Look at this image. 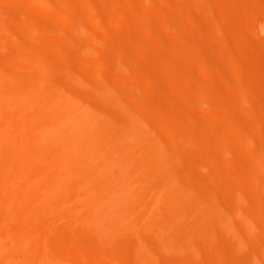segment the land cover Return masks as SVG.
Listing matches in <instances>:
<instances>
[{
    "label": "bare ground",
    "instance_id": "1",
    "mask_svg": "<svg viewBox=\"0 0 264 264\" xmlns=\"http://www.w3.org/2000/svg\"><path fill=\"white\" fill-rule=\"evenodd\" d=\"M19 1L29 7L30 14L31 6L34 4L46 7L51 2L56 6L58 13L65 10L67 12L65 17L61 18L65 11L59 17L66 27L59 28L58 32L62 34L77 33V35L82 33L88 39L90 38L91 45L90 43L86 45V40L85 44L83 42L80 43L81 45L79 44L81 48L78 46L81 53H85L84 55L94 52L97 47L106 49V34L116 35L122 41L123 48L136 52L134 56L130 55L133 56V59L129 63H135L145 69L140 73L144 80H150L153 76L152 71H148L146 67L151 65L153 67L166 66L168 70L165 73L158 72L159 78H163L161 79L163 81L165 79L166 82L169 81V85L174 86L179 96L186 92L197 99V102H200L203 112L201 114L204 119L202 120L200 115V124L209 133H213L217 128L227 132L229 137L234 140L235 148L239 149L240 146L242 150H239L243 151L242 154L246 153L254 165L256 164L255 169L251 168L253 172L249 167V170L247 167L236 169L246 171L247 174L251 172L252 179L261 180L264 183V149H262L264 145H260V142L256 144L262 146L261 151L263 152L259 151L260 149L258 151L251 150V147H255L254 139L258 142L255 137H260V141L264 137V127L260 126L264 123L262 121L264 118V38L258 36L259 31L264 27V0H261L262 5H259L261 7L259 10L250 8L245 0H209L216 15L220 18L219 24L218 21H215L217 23L215 25L212 22L209 25L206 20L209 17L210 8L209 6L208 9L205 8L206 4L203 3L205 0H79L82 4L81 7L75 6L72 0ZM189 4L193 5L195 13H191ZM165 9L167 10L165 11ZM9 12L6 17H9ZM11 13L13 15L14 11ZM55 14L57 15V13ZM73 14L79 17L80 24L77 23L79 19L75 20L77 24L73 21L74 19L71 17ZM133 17L139 20L138 24H134ZM168 18L174 19V22L177 23L178 31L175 32V37L181 42L179 48L176 47L177 45L175 46L174 61L165 54L167 46L162 40L164 35L166 37V34L172 33V23ZM18 26L20 25L18 24ZM47 27L49 30L54 29L50 25ZM189 30L193 34L192 39L190 33L189 37L186 35V31ZM46 32L48 31L46 30ZM223 35L230 38L231 48H229L233 49V58H237L238 61L234 62L239 63L243 72L245 70L247 74L244 79L242 73H238V83L236 82V84L224 79V74V77L221 78L224 72L216 64V61H213L214 55L217 53L220 55V52L212 44L213 39L218 36L221 38ZM111 37L109 38L111 39ZM219 40L217 39V42ZM195 46H198V52ZM226 48L229 50L228 47ZM181 49L190 51L194 61H198L199 54L205 58L201 57L205 60L203 63L207 76L202 77H207L208 85L204 84L205 87L202 86L203 88L199 87L198 89L189 74L179 69L180 65L183 66ZM259 50L263 51L262 56ZM147 53L153 54V56L150 58ZM201 58H199V62H201ZM17 60L15 59L13 62L17 64L15 62ZM82 61L80 62L82 65L88 63V60ZM119 62L118 64L122 68L123 61L119 60ZM27 63L31 67L34 65L32 61ZM95 63L102 65L105 63V59L102 56L97 57ZM69 66L72 67V65ZM104 66L106 65L104 64ZM104 66L101 67L104 68ZM35 67L34 74L30 76L26 74L28 71L20 76H13L7 74L6 69L3 71L4 67L0 70V264L88 263L90 261L87 260L88 256L86 257L88 262L83 261L85 259L83 257L86 255L83 256L80 246H77L80 239L78 233L70 228L67 231L68 225L74 226L73 228L76 226L75 229L84 228L87 233L89 232L91 236L93 235L101 242L115 239L116 236L120 238L118 234L125 232L135 235L138 239L134 238L136 242H140L143 246L148 240L143 243L142 235L149 234L156 239L157 242H155L163 252L169 253L174 258L182 256L185 259L180 258L183 260L182 264L186 263L184 261H187V264H202L208 262L207 260L203 261L207 259L206 257L209 258V262L205 264H209L214 261L212 258L214 259L217 254L219 255L217 257H221L222 260L224 258L227 261V257H231L229 258L231 260L237 253L236 248L232 251L228 248L229 244L234 243L232 240L234 239L235 243L241 242L239 244L241 246L244 240H242V235L250 236L257 232L251 216L244 207L245 194L238 187L241 183L237 181V186L233 183H226L225 177L220 176L221 172L219 173L220 180H224L219 181L216 173L218 167L215 164L217 151L208 155L206 159L197 158L194 149L191 148L192 139L179 130L175 120L170 117L169 112L173 114V109H169L171 111H168L167 120L163 119L166 117L164 108L165 103H168L165 102L167 100L157 99L153 91L148 90L149 94L147 93V95L155 98L151 99V104L153 102V107L158 109L157 113L160 114V118L162 117V121H160L159 116L155 113L158 116L157 120L161 122H157L161 124L159 125L161 127L158 125L156 127L157 123H154L152 118L134 111L132 109L134 105L130 106L123 97H119L111 90L98 86L99 88L93 90L95 92L90 91L93 93L92 96L97 95L99 99L103 100L106 107L117 112L116 116L94 109L84 97L59 89L52 81V74L47 71L45 66L41 68L35 65ZM117 69L111 75L108 71L109 75L104 74V77H107L106 79L109 81L120 78L130 80L131 73H128L130 69L126 68L127 72L125 69L119 71ZM63 73L69 80L77 82V84L74 83L75 87L78 83L90 82L89 78H86L87 74L84 75L83 72L82 76L75 74L77 78L73 77L74 73L68 70ZM182 81L187 83H185L186 91H182V87L179 88ZM242 81L248 88V92L259 99V102L256 100L259 103L260 111L257 116L263 117L261 119L263 123L261 121V123L254 122L245 115V112L249 111L248 104L250 103L245 102L243 96L240 95L242 94L240 93ZM85 85L87 84L85 83ZM84 86L79 87L83 88ZM105 86L107 87V85ZM129 99L131 100V98ZM129 99L126 100L130 101ZM141 107L143 106L141 105ZM166 107L168 106L166 105ZM143 110L145 109L143 108ZM238 111L241 116L244 115L243 118H237L239 114L234 115ZM184 112L194 118L197 116L195 110L190 106H185ZM208 113L212 114L211 116L213 114L222 115L221 118L228 121V126L219 125L209 117L211 122L207 121L208 118L205 116ZM152 115L150 117H154ZM162 127L165 131L172 132L169 139L157 135L156 128L162 129ZM263 139L262 141H264ZM207 141L211 147L215 145L214 147L220 151L219 153L229 165H234V152L239 153L240 151L231 146L234 144L233 142L230 145L228 141L219 136ZM181 163L186 165L183 167L184 170L179 168ZM204 168H210L213 173L210 175V180L215 182V185L212 184L214 190L212 186L211 189H206L204 187L206 183L202 182V185L198 182L207 175L201 174V170ZM218 171L220 170L218 169ZM243 171L241 174H244ZM261 173L262 175L259 176ZM233 176H235V171ZM183 177L193 178L198 183L196 185V181L193 180L195 185L187 184V178L185 182H182ZM60 219L68 222L67 226L63 223L67 230L61 226L63 221H60L59 227L56 224V221ZM54 232L63 234L66 242L63 253L65 260H60L51 248V235ZM254 236H250V238L254 239ZM224 239L225 241L228 239L229 242V239H232L228 247L225 246L228 250H222L224 247L222 244L228 242H222ZM219 242L222 244L220 243V245ZM147 244L145 246H148ZM218 245L222 246L221 250H218ZM231 245L230 247L233 248L237 244ZM240 246L238 247L240 248ZM155 247L157 249V246ZM149 248L151 246L140 247L138 250L139 264H165L163 262L165 260L161 259L163 257L161 255L159 257L155 250L151 252ZM160 248L157 251H160ZM211 255L215 257L211 258ZM89 258L94 259V257ZM234 258L236 259V256ZM262 258L264 259L263 255ZM230 260L228 263H231ZM217 261L219 264L221 260ZM248 261H245V264L250 262ZM117 263L107 255L95 253V259L90 264Z\"/></svg>",
    "mask_w": 264,
    "mask_h": 264
},
{
    "label": "rangeland",
    "instance_id": "2",
    "mask_svg": "<svg viewBox=\"0 0 264 264\" xmlns=\"http://www.w3.org/2000/svg\"><path fill=\"white\" fill-rule=\"evenodd\" d=\"M72 1L74 2L73 4L75 6L82 5V4H80V1L79 0H76V1L72 0ZM203 3L206 4V5H204L206 9H208V6L210 8L209 11H208V16L209 17L206 19V20H208L209 25H211L210 22H212V24H214V25L217 24V23L219 24L220 18H219L218 15H216V11L213 9L212 3L209 0H205V2H203ZM245 3H247L250 8H253V10H259L261 8L260 6L262 5L261 0H256V1L255 0H245ZM51 4H53V3L51 2ZM51 4H48L46 7H43L40 4H34L33 6H31L32 7V12L30 14V11L28 9L29 7H27V5L25 3H21L19 0H16V1L15 0L14 1L13 0H5V1L0 0V7L2 8V9L0 8V11H2L0 14L1 15L4 14L2 16L0 15V34H1L0 35V45H1L0 48H2V49H0V66H1L0 67V70H2V67H4L3 68V71H6V70L9 71V72L6 71V73L9 74V75H13V76L14 75H19L20 76L21 74H23V73H25V72L28 71L29 73L27 72L26 74L30 76V75H33L34 74V71L36 70L35 65L40 66L41 68H43L42 66H45L46 69H47V71H49L52 74V75L50 74L51 77H52V81L55 83V85L59 89L61 88V89L65 90V91H67V92L75 93V94H77L78 96H80L82 98L84 97L94 109L102 110V111H104V112H106V113H108L109 115H112V116H116L117 115V112L112 111V109L109 108V107H106L107 106L106 103L103 100L99 99V97L97 95H94V96H96L94 98V96H92L93 93H91V91L92 92H95L93 90H96L99 87L100 88L101 87L102 88H106L107 90L113 91L119 97H121V98L123 97L124 100L127 101V103L130 106H133L134 105L135 107L133 106V108H132L134 111H136L137 113H139V114H141L143 116H148L149 118H152L155 121V122L153 121L154 123H157V122L162 121V119H161L162 117L160 118V114L157 113V112H159L158 109L155 106L153 107V105H152L153 102L151 104V101H152L151 99H155V98L154 97L151 98L150 96L147 95L148 90L150 89V91H153V94H155V97L157 99H161V101L162 100L163 101L167 100L165 102H168V103L167 104L165 103V108H164L165 109V116L166 117L163 118V119L168 118L169 117V113H170V117L173 120H175L174 122L176 123L178 129L181 130L189 138L192 139L193 144H192L191 148L194 149L195 155L198 156L197 158L206 159L208 155H211V153L214 154L217 151V160H216L215 164L218 167L217 170H216V173H217L218 176L217 175L216 176L219 177V173L221 172V175L220 176H222L223 178L225 177L226 183L227 182L228 183H233L236 186H237V184H236L237 181L241 183V184L239 183L241 187L239 185H238V187H239V189H241L240 191L243 194L246 195V196L244 195L245 201H246V203L244 204V207H246L245 209L248 212V214L251 216L252 221L254 223V226H255V228L257 230V232H256L257 234L256 233L255 234H252V235L250 234V236H254L255 235L254 236V239H252V237L250 238V236L248 234H246L248 236L245 235L246 237L244 235H242L243 236L242 237V240L244 239L243 240V243H242V245H244L243 247H242V245L241 246L239 245L241 242H239V243L236 242L235 243V240L233 238H232L233 240L232 239H229L230 242H231V240H232V242H234L232 244L233 246H235L234 244H237L233 248L230 247L231 244H229L230 242L228 241V239H226V241H228V242H226L225 239L222 240V242L225 241L227 244L225 242H224L225 244H222V242H219V244L221 243L222 246L224 245V247L218 245L219 246L218 250L219 249L221 250V247H222V250L227 249V248H225V246L228 247V244H229V247H228V248H230L229 250L232 251L233 249L236 248L235 251L239 254V256L236 253V255H235L236 256V259L234 258L235 257L234 256V257H232L231 260L229 259L231 257H227L231 261V263L230 262L228 263V261H229L228 259H227V261H225L224 258H223V260H224L223 261L221 259V257H217V256H219L218 254H217V256H216V254H214L216 257L214 255H211V258L212 257H215V258L214 259L212 258V260H214V261L211 260L212 262H210L209 264H216V263L218 264L219 261L216 262V260H218V259H220L222 261V264H225V262H226V264H238V263L239 264H245L248 260L250 262L248 261L249 263H247V264H251V262H253L252 264H264V259L262 258V255L264 257V254H261L264 251H260L261 249L264 250V247H262V246H264V206H263V204H264V183L261 180L257 181L255 179H252V173L251 172H253L252 170L255 169L256 164L254 165V162H252L251 159H249V156L245 152H244L245 154H242L243 151H241L242 149H241L240 146H239V149H241V150L235 148L236 147V144L233 142L234 140H232L231 137H229V135H228L227 132H225V131L217 128V129H215L213 131V133H209L200 124V120H201L200 115H201V117L203 116V114H201V112H202L201 109L202 108H200V106H201L200 105V102H197V99L193 98L188 93L186 94V92H183L184 94L182 93L181 96H179L178 95L179 93H177L175 91L174 86L173 85L172 86L169 85L170 84L169 81L166 82L165 79L163 81V80H161L163 78H159L158 72L160 74L165 73L168 70V68L166 66L161 65V66H157L158 67L157 68V67H153L151 65V66L146 67V69L148 71L149 70L152 71L153 76L151 77L150 80H144V78L141 76L140 73H141V71H144L145 69L142 68V67H140L139 65H137L135 63H129V61H132L133 56H134V54H136V52L135 51L134 52H131V51L126 50L125 48H123L122 41H120V39L116 35H108V34H106V37H108V38L105 37V40L107 39L106 40V43H105L106 44V47H105L106 49H101V47L100 48L97 47L96 48L97 50H95L97 52V54H96L95 51L94 52H91L92 54L93 53L95 54V55L93 54L95 57L90 52H89V54L86 53V55H84L85 53L83 54V53H81L82 51L79 50V48H81V46H80L81 44L80 43L83 42V44H85L84 42L87 40L88 42L86 41V45L87 44L89 45V43L91 45V42L89 41L90 38L88 39V37L86 35L82 34V33H78V35H77V33H75V34H66V33L62 34V33H59L58 31L62 27H64V26L66 27V24L62 22L63 20L61 18L65 17V14L67 12L65 10H62V13L65 11L64 14L58 13L57 12V9H56V6H54V4L53 5H51ZM191 5L192 4H189L188 5V7H190V9L189 8L188 9L193 14V13H195V11H194L195 8L193 7V5L192 6ZM43 9L44 10L47 9V11H44ZM166 10L167 9H165V11ZM13 11H14V13L12 15L11 12H13ZM7 12L10 13V14L8 13V16L9 17H6L7 16ZM55 13H57V15ZM61 14H62V17L60 18L59 16H61ZM167 15H168V13H167ZM71 17L74 19L73 21L75 23H76L75 20L79 19V17L76 16V14H73ZM210 17H212L213 19L210 18ZM9 18H11V19H9ZM170 18H172V17H170ZM170 18H168V20ZM1 19H3V20H1ZM132 20L135 22L134 24H138L139 23L138 22L139 20L136 19V17H133ZM170 20L169 21L172 23V28L174 29V31L172 29V33L166 34V37L164 35L162 37V40L165 43V45L167 46V47L165 46L166 47L165 48L166 49L165 54L167 55V57L170 56V57H168L170 60L174 61V58H173V56H174L173 55L174 54V49L176 47L179 48V46H181V42L175 37L176 36L175 35L176 34L175 32L178 31V29H176V28H178V25H177V23L174 22V19L173 20L170 19ZM12 21H13V23H12ZM80 21H81L80 19L77 20V23L80 24L81 23ZM215 21L216 22L218 21V22L216 23ZM18 24L20 26H18ZM48 25H50V27L52 26L51 28H54V29L49 30L48 27H47ZM262 28L263 29L260 30L259 33H258L259 35L257 34L260 38L261 37L264 38V27H262ZM46 30L48 32H46ZM52 31H53V33H52ZM186 33H187L186 34L187 37H189L188 34L190 33V38L191 37L193 38V34H192V32H190V30L188 32L186 31ZM61 36H63V37H61ZM111 36H114V37H111ZM109 37H111V39ZM47 38H48V40H47ZM221 38H220V36H218L217 38H215L216 40L213 39V42H212V44H214L213 46L215 47V49H217L220 52V55L218 53H217L218 56L217 55H214V57H213L214 60L213 61L214 62L216 61V64L219 66V68L222 70V72H224V73H222L221 78H223L224 75H225V78L224 79H226L227 81H229L231 83L232 82H235V84H236V82L238 81L237 76L239 74L242 73L244 79L246 77L245 75H247V74L245 73L246 72L245 70L243 72V69H242V67H241V65L239 63H235V62H238V61H237V58H233V54H232L233 53V49L232 50L230 49L231 48V45H230L231 42L229 41L230 38L227 35H223V37H221ZM191 39H189V40H191ZM217 39L218 40L220 39L218 41L219 43L217 42ZM111 40H112V42H111ZM46 41H48L49 43L46 42ZM166 42L169 43V44H167ZM3 43H4V45H3ZM74 43L76 44V46H75ZM78 46H79V48H78ZM48 47H50V48H48ZM195 47L194 48L198 52V49H197L198 46H195ZM223 47L225 48V50H223L224 49ZM226 47H228V48L230 47L229 50ZM40 48H41V50H40ZM107 49H108V51H107ZM259 51H261L260 53H261V56H262L263 51L262 50H259ZM1 52H2V54H1ZM104 53H106V54H104ZM64 54H65V56H64ZM81 54H83V55H81ZM169 54H171V55H169ZM227 54H230V55L228 56ZM79 55H81V56H79ZM130 55H133V56H130ZM147 55L150 58L153 56V54L151 55L150 53L149 54L147 53ZM180 55H181V58H182L183 66L180 65L179 69H181V71L187 72V74H189V76L191 77V80L193 81V83H195V85H196V87L198 89H199V87L203 88L206 85H208L209 84V82H208L209 80H206L207 77L206 78L205 77H202V76H207L206 69H205L206 67H205V65L203 63V61H205L203 59H205V58L202 55L200 56V54H199V56H197L199 58L203 57V59L201 58L202 60L200 59L201 62H199V58H197L198 61L196 60L197 61V64L199 63L200 65L201 64L203 65V66H200L198 64L200 66L199 67L195 63L196 61H194L192 59L190 51L181 49ZM234 55H235V53H234ZM61 56H62V58H61ZM100 56H102L105 59V63L104 64L106 66H104V64L97 65L95 63L96 58L97 57H100ZM67 57H68V59H67ZM81 57L84 58V59H82ZM87 57H88V59H87ZM221 57H223V58H221ZM235 57H236V55H235ZM70 58L72 59L73 63H72V61H71ZM80 58L83 61H85V60L87 61L88 60L87 61L88 63H86V65L85 64L82 65L80 63L81 62ZM15 59L16 60L18 59L17 61L20 64L17 61H15L17 64H15L13 62V60H15ZM91 60H93V61H91ZM119 60L124 62V63L122 62V64H124V65H122L123 66L122 68L118 64V63H120ZM225 60L226 61L228 60V61L226 62ZM1 61H3V63H1ZM30 61L34 62V65H32V67L34 66L33 68L31 66H29L30 64L28 65V63H27V62H30ZM192 61L194 62V64H193ZM69 62H70V64H69ZM75 62L78 63V64H76ZM107 62H109V63H107ZM4 65H7V66L5 67ZM69 65H72V67L69 66ZM135 65H137V66H135ZM101 66L102 67L104 66V68H102ZM125 66H126V68L128 70L130 69L128 73L129 74L131 73V77H129V79L131 80V82H130V80H128V78L127 79H124V80H122L120 78L119 79L120 81L119 80L109 81V80L106 79L107 77H104L105 75L108 76L109 73H110V75L111 74H114V72H116L115 70L117 68H119V67H120V69H117V71H119L121 69H123V70L125 69L126 72H127L128 70L126 68H124ZM4 69H6V70H4ZM48 69H51V70H48ZM237 69H238V71H237ZM65 70H68L71 73L73 72L74 73V76L73 77H76V75L77 76H80V75L82 76L83 75L82 72H83L84 75L87 74L86 78L88 77L90 82H81L80 84L78 83V85H77L78 88H77V86L76 87L74 86V85L77 84L76 81L71 80V79L69 80L68 77L67 78L65 77V74L63 73ZM201 70H203L205 72H202ZM104 71H105V73H104ZM108 71H109V73H108ZM203 73H205L206 75L203 74ZM55 74H56V76H55ZM61 74H63V75H61ZM90 75L91 76L93 75V76L91 77ZM233 75H234V78H233ZM139 76H141L140 78L141 79L143 78V79L141 80L139 78ZM156 77H158V78H156ZM201 77H202V79H201ZM230 78H232V79H230ZM224 79H222V80H224ZM126 81H129V82H126ZM206 81H207V83H206ZM110 82H111V84H110ZM74 83H76V84H74ZM85 83L87 85L84 86ZM130 83H132V84H130ZM185 83L186 82H184V81H182L180 83V87L179 88L181 89V87H182V91H186L185 88L187 87V85H186L187 83L186 84ZM199 83L202 84V85H200ZM243 83H244L243 81L240 83L241 86L243 87V88L241 87V90L242 91L240 90V93H242L243 95L242 94H240V95L243 96V99L245 100V102H247V103L249 102L250 103V104H248L250 106L249 109H248L249 111L248 112H245L246 113L245 115H247V117L250 120L254 121V122L255 121H258L259 123H261L262 121L264 122V118L261 117V115L260 116L259 115L257 116V114H259L258 112H260L259 111V108H258V105H259V103H258L259 101L258 100L259 99L256 96H254V95L252 96V94L250 92H248L249 91L248 88L245 87V85ZM96 84H98V85H96ZM148 84H149L150 87L147 86ZM204 84H206V85L203 86ZM82 85L84 86L83 88L79 87V86H82ZM105 85H107V87ZM86 86H88L89 88L86 87ZM183 87H184V89H183ZM79 88H81V89H79ZM84 88H86V89H84ZM173 89H174V91H173ZM131 92L133 93V95H132ZM164 92H165V94H164ZM133 97H134V100H133ZM147 97H148V100H147ZM125 98L126 99L127 98L128 99L131 98V100L129 99L130 101H128ZM141 101H142V103L143 102L144 103L142 104ZM255 101H256V103H255ZM147 102L150 103V104H148ZM141 105L143 107H141ZM166 105L168 107L169 106L170 107L168 108V107H166ZM185 106L192 107L195 110V112H196L195 115H197V116L194 118V117H191V116H188L187 114H185V112H184ZM251 106H253V107H251ZM143 108L145 110H143ZM153 108L156 109V110L154 111ZM139 109H141V111H139ZM169 109H171V110L173 109V111H172L173 114H171V112L168 113V111H171ZM162 112H164V111H162ZM239 112L240 111H238V113L236 112L234 115L237 116L236 114H239L237 116V118L240 117V119H241V118H243L244 115L242 114V116H241V113H239ZM150 113L153 114L152 116H154V117H150L151 116ZM155 113H157V115L159 117ZM211 115L208 113V115L206 114L207 117L205 116V118H208L209 117L212 121L213 120H214V122L216 121L219 125H225V126L227 125L228 126V121L225 120L224 117H223L224 118V120H223L221 118L222 115L221 116L220 115L218 116V114L217 115L216 114H213V116H211ZM157 117H158V119L160 118L159 119L160 121L157 120ZM212 117H213V119H212ZM257 117H259V118H257ZM199 118H200V120H199ZM209 118H208V120L207 119L206 120L211 122V120H209ZM262 118H263V120L261 121ZM202 120H204L203 117H202ZM160 123H157L156 124V127H157V125H158V127H161V126H159V125H161ZM260 126L261 127L262 126L264 127V123H263V125L261 124ZM157 129L158 128H156L155 131H156L157 135L160 136L161 138L162 137L163 138L166 137L165 139H169L171 137V135H172V132L171 131H165V129H163V127H162V129L164 131L161 128H160L161 130L160 129L157 130ZM158 131H160V132H158ZM163 132H164V134H163ZM168 135H170V136H168ZM218 136L219 137H222L223 139H225L226 141H228V143H230V145L232 144L231 142H233L234 144H232L231 146H233L234 149L240 151L239 153H237V151L234 152L235 153V156L233 157V160H234V163H233L234 165L233 166L229 165L224 160V158L221 155V153H219L220 151L216 147H214L215 145L211 144V145H213L211 147L210 145L207 144L208 143L207 140H209L210 138L218 137ZM255 138H257L258 142H256L255 139H254L253 142H254L255 147L254 146L251 147V150L258 151L260 149L259 151H261V147L264 145V143H263L264 141H262V139L264 137L261 138V141L259 139L260 137H255ZM259 142H260V145H262V144L263 145L262 146L256 145V144H259ZM263 147H262V149H264ZM233 148H231V149H233ZM263 151H261V152H263ZM263 154H264V152H263ZM181 164H179V168L180 169L186 166L185 164L183 165V163H181ZM241 167H247V168L249 167L250 169L253 168V169L250 170L251 172H249V174H251V175L247 174L248 172L243 171V170L242 171H243L244 174H241L242 173L241 169H236V168H241ZM249 168H248V170H249ZM184 169L185 168H183V170ZM218 169L220 171H218ZM210 170H211L210 168H204L203 170H201V172H202L201 174H203V175H206L207 174L209 177L207 175L206 176H203L201 178L202 180L201 181H198V182H200V184H202V182H203V184L206 183V185H204V187L206 189H208V188L211 189L212 184L215 185V182H212L213 180H210L211 179L210 178L211 177L210 175L213 174ZM234 171H235V176H233L234 175ZM236 171H238V172H236ZM239 171H240V173H239ZM261 175H262V173L259 174V176H261ZM186 178L183 177L182 182H185V179H186L187 180V184L189 183L190 185H195L193 183L194 182L193 180H195V179L190 178V177H186ZM203 178H206V179H203ZM218 179L221 182L224 180V179L223 180L222 179L220 180V177ZM208 180H209V182H208ZM198 182L196 181V185H197ZM207 182H208V184L210 186L207 184ZM210 182H211V184H210ZM213 188H214V186H212V189ZM215 191L218 192L217 190H215ZM247 199L249 200V202H248ZM261 210H263V211H261ZM256 212L259 213V214L257 215ZM60 221L61 222L63 221V222L61 223ZM60 223H61V226H63L64 224L66 226L68 225V222H66V220H63V219H60V220H57L56 221V224L58 225V227L60 226ZM63 227L66 228L65 226H63ZM67 227H68V230L66 228L67 231H69L70 229L71 230L73 229L72 231H75L76 230V232L78 233L77 235L80 237V239L78 240L77 246L78 247L80 246L79 248H80L81 252L83 253V256L86 255L85 257H83L85 259H83V258L82 259H83V261H85L86 260V257L88 256L87 257V260L88 259L90 260L89 262L86 260L88 262L86 264H90L92 261H94V259H95V253L96 254H99L100 253V254L107 255L108 257L113 258V260H115V262L116 263L118 262L119 264H135V263L136 264L137 263L139 264V259H138V256H137V252L140 249V247H143V248H146L147 247L148 248V246H151V248H149V250L151 252H154L152 250H155V253L157 252V254L159 255V257H160V255L163 257L161 259H162V261L165 260V261H163V262H165V264L166 263L167 264H174V263H176V264H179V263L182 264L181 261L183 262V260L180 259V258H183L182 256H179V258L178 257H175L174 258L169 253L166 254L165 252H163L161 250V248L157 245L156 239L154 237H151L149 234L142 235L143 243H144V241L146 242V240H148L147 241L148 244L146 243L148 246H145L146 244H143V246H142L140 244V242L139 243H137L138 241L136 242V240H138L137 237L135 235H133V234H130V233L127 234L125 232H120L118 234V235H120V238H119V236H116L117 238L114 237L115 239L112 238L111 240H108L107 242H101L100 240L94 238L93 235L91 236V234L89 232L87 233V231L84 228H82L83 230L81 228H77L78 229L77 230V229H75L76 226H75V228H73L74 226H71V225L70 226L68 225ZM146 236H147V239H146ZM220 241H221V239H220ZM153 243L155 245H152ZM138 244H140V245L138 246ZM155 246H157V249H156ZM238 246H240V248ZM237 247L240 250H238ZM51 248L54 251L55 255L60 260H65L63 253H64L65 248H66V242L64 241L63 234L58 233V232H54L51 235ZM158 248H160V251H157ZM89 254H91V255H89ZM135 256H136V258H135ZM250 256H252V257H250ZM89 257H94V259L93 258L90 259ZM258 257H260V258H258ZM206 258L207 259H205L203 261H206L207 260L209 262V260H208L209 258L208 257H206ZM136 259H137V261H136ZM178 261H179V263H178ZM221 261H220L219 264H221ZM184 262H186L184 264H187V261H184ZM208 262H203L202 264H205V263H208Z\"/></svg>",
    "mask_w": 264,
    "mask_h": 264
}]
</instances>
